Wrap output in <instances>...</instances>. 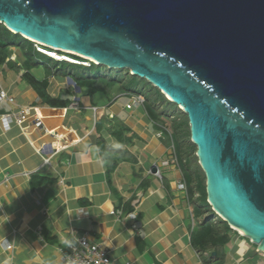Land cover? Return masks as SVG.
I'll list each match as a JSON object with an SVG mask.
<instances>
[{
    "label": "crops",
    "instance_id": "obj_1",
    "mask_svg": "<svg viewBox=\"0 0 264 264\" xmlns=\"http://www.w3.org/2000/svg\"><path fill=\"white\" fill-rule=\"evenodd\" d=\"M12 55L0 64V88L14 104L1 105L0 114L33 107L48 133L31 131V144L19 128L4 131L0 123V264H65L61 250L82 236L114 264H259L251 258L256 248L234 231L222 259L192 246L200 221L178 159L163 164L172 154L162 121L153 122L144 107L126 109L128 97L101 107L93 96L76 98L66 78L22 70ZM31 77L46 81L51 98L71 97L69 105L42 103ZM118 124L127 128L122 136L113 133ZM43 145L47 163L37 152Z\"/></svg>",
    "mask_w": 264,
    "mask_h": 264
},
{
    "label": "water",
    "instance_id": "obj_2",
    "mask_svg": "<svg viewBox=\"0 0 264 264\" xmlns=\"http://www.w3.org/2000/svg\"><path fill=\"white\" fill-rule=\"evenodd\" d=\"M0 24L181 107L207 204L264 252V0H0Z\"/></svg>",
    "mask_w": 264,
    "mask_h": 264
},
{
    "label": "trees",
    "instance_id": "obj_3",
    "mask_svg": "<svg viewBox=\"0 0 264 264\" xmlns=\"http://www.w3.org/2000/svg\"><path fill=\"white\" fill-rule=\"evenodd\" d=\"M11 49L16 50L17 60H20L23 63V66L26 67L28 70H30L32 66L36 68H38V66H42V69H44L45 73L48 76L57 75L62 78L69 76L75 86L79 88L81 93L90 96L97 92L106 93L114 90L116 84L120 83V85L116 89L117 93L132 92L139 94L137 90L131 88V84L126 85L121 83L123 77H128L130 80H134L135 78L134 76L130 75L127 70L124 71L107 69L104 66L94 64L93 62H90L88 60H84V62L89 63L87 66L71 64L65 61L53 60L52 58H49L35 51V49L33 48V42L21 37L18 34H13L9 30H7L2 24H0V64L4 63L7 58L10 57L12 53ZM73 57L79 59L80 61L83 60L76 56ZM25 75H27V78L29 77L28 71ZM29 82L30 84H32L41 102L51 108H65L71 102V97L51 98L46 93L47 83L45 80L37 81L31 77L29 78ZM144 86H147V88H149L150 90L156 89L148 82L144 83ZM156 104H160L161 108H156ZM143 107L147 116L153 122H165L164 120L166 119L170 127L171 125L177 127L173 132H171L168 129L169 125L166 126L165 123L162 124L164 128L169 131L172 137L175 155L178 159V164L182 170L186 183L189 182L187 186L189 194L193 193L195 187L201 189L202 194H204V204L208 208V211L211 215V218L209 217V215L203 222H199L197 229L192 233V246H194L195 249L199 252H210V250H213L216 253L215 257H217V248H223L229 242L228 234L232 230L224 221H222L219 217L214 214L210 206L207 204L204 175L201 174L203 176L202 181L199 177L193 174L195 172L199 173L201 169H199L200 167L195 157L196 148L190 142L187 117L180 109H178L175 104L168 101L165 96L160 93L157 89L155 90V93L151 98L144 97ZM96 123H98V121H96ZM126 131V127L121 124H118V126H116V130L113 133L114 135L122 136L123 133ZM174 135H178V137H183L184 145L186 143L187 146L184 147L183 145L182 147L181 143L179 144L177 140L178 137L173 138ZM190 159H194L195 166L197 167V169L190 170V167L187 165V162ZM182 162L183 164L181 166ZM185 169H187V171H185ZM198 209L200 210L201 207H198Z\"/></svg>",
    "mask_w": 264,
    "mask_h": 264
},
{
    "label": "built area",
    "instance_id": "obj_4",
    "mask_svg": "<svg viewBox=\"0 0 264 264\" xmlns=\"http://www.w3.org/2000/svg\"><path fill=\"white\" fill-rule=\"evenodd\" d=\"M34 49L37 52H41V49L36 44L34 45ZM53 56L56 57V55ZM10 58L13 59L14 55H11ZM13 104V97L10 96L5 90L0 88V106H10ZM142 104L143 98L141 96L131 94L129 95L128 102L125 104V108L130 109L133 106H142ZM93 111L95 112V109ZM5 122H7L9 125L7 128L4 127ZM0 123L2 124L4 131H8L12 126H16L17 128H19L22 134L26 137L27 141L31 144V131L39 130L44 134L48 133V130L45 128L41 117L35 115L33 107L30 106H20L14 110H10L8 113L0 114ZM161 129L164 130L166 134L171 138V135L167 129L163 127H161ZM47 151L48 145H43L37 150L44 163H47L49 160V157H45ZM170 151L172 154L170 162L174 165H177V157L175 155L172 139ZM167 163L168 161H165L163 164L167 165ZM154 175L159 176V172L156 170ZM179 188L184 191L186 190L184 181L179 184ZM4 249L10 251L12 249V245L5 242ZM256 253H258L260 255V258L264 260V252L256 251ZM61 261L65 264H114L105 249L101 248L97 244L89 243L87 238L84 236L78 239L75 243H69L66 247V250H61Z\"/></svg>",
    "mask_w": 264,
    "mask_h": 264
},
{
    "label": "rangeland",
    "instance_id": "obj_5",
    "mask_svg": "<svg viewBox=\"0 0 264 264\" xmlns=\"http://www.w3.org/2000/svg\"><path fill=\"white\" fill-rule=\"evenodd\" d=\"M15 50V49H14ZM16 51V50H15ZM16 53V55H17V52H15ZM14 52H12L11 54H15ZM63 53H64V51H63ZM83 58V57H82ZM89 60V59H88ZM34 68H36V67H31V69L33 70ZM36 69H38V71L40 72V73H44V71L42 70V66H38V68H36ZM22 70H23V63H22ZM124 71H126V70H124ZM135 78H134V80H130L128 77H123V79H122V81H121V83L122 84H131V88L132 89H134V90H137V92H139V94L143 97H146V98H151L153 95H154V93H155V90L156 89H149V88H147V86H144V83H146V81L144 80V79H141V78H138V77H136V76H134ZM66 79L67 78H70L69 76H67V77H65ZM71 79V78H70ZM120 85V83L119 84H116V87H114V90H112V91H109V92H106V93H104V92H97V93H95V94H93L92 96L95 98V102L97 103V105L99 106V107H101L102 105H104V106H106L107 104H106V102H108V100L111 102V103H115V104H120V105H123L125 102H126V99H127V96H124L123 94H116L117 93V91H116V89L118 88V86ZM70 87H69V90H72V92L74 93V96L77 98V97H80V95L81 94H84V93H79V92H75V87L72 85V84H70L69 85ZM154 92V93H153ZM87 95V94H86ZM87 96H90V95H87ZM143 97V98H144ZM67 98V97H66ZM165 98L168 100V98L165 96ZM160 103V102H159ZM136 107H139V106H133V108H136ZM142 107V106H141ZM178 107V109H182L181 107H179V106H177ZM156 108H161V105L160 104H156ZM101 112H99V114H100ZM165 122H161V123H165V125L167 126V125H169L168 123H167V121H166V119L164 120ZM170 127V125L168 126V129L171 131V132H173L177 127L176 126H174V125H171V127ZM176 133V132H175ZM176 137H178V135H174V137L173 138H176ZM171 139H172V137L170 138L168 135L166 136V139H165V141L166 142H169V146L171 145ZM177 140H178V142H179V144L181 143V145H182V147H183V145H184V141H183V137H178L177 138ZM174 141H175V139H174ZM173 142V141H172ZM187 146V144L185 143V145H184V147H186ZM182 159H183V157H182ZM170 164V161L168 160V163H167V165H169ZM182 164H183V162L181 163V166H182ZM187 165L190 167V170H193V169H197V167L195 166V162H194V159L192 160V159H190V160H188V162H187ZM200 169V168H199ZM185 171H187V169H185ZM198 171V170H197ZM199 172V171H198ZM200 172H201V170H200ZM197 173V172H195V173H193L195 176H197V177H199L202 181H203V176L201 175V174H203L202 172L201 173ZM184 181H185V179H184ZM185 183H186V181H185ZM189 183V182H188ZM204 184H205V181H204ZM203 187V186H202ZM206 194V193H205ZM203 197H204V194H202V190L201 189H198V188H194V190H193V193L192 194H190L189 195V198H190V200H191V203H192V207H193V213H194V215H195V221H200V222H203L209 215H210V213H209V211H208V208L205 206V204H204V201H203ZM198 207H201V209L199 210L198 209ZM215 214V213H214ZM217 216V215H216ZM199 217V218H198ZM210 218H211V215L209 216ZM218 217V216H217ZM231 229V228H230ZM232 230V229H231ZM235 232V231H234ZM236 234H237V236H238V233L237 232H235ZM240 241L242 242V241H248V239L247 238H245V237H242V236H240ZM248 243H250L249 241H248ZM240 244V243H239ZM250 246L251 247H255L256 248V246L254 245V244H252V243H250ZM225 248V246L223 247V248H220V247H218L217 248V253H218V256L217 257H215V255L213 256L212 254L213 253H215L213 250H210V252H209V255L212 257V258H216V259H222V255H223V249ZM216 254V253H215ZM250 254H252L253 255V252H250ZM252 259L253 258H255V259H259L260 261H259V264H264V260H262L261 258H260V255L257 253V254H255L254 253V256H252L251 257Z\"/></svg>",
    "mask_w": 264,
    "mask_h": 264
},
{
    "label": "clouds",
    "instance_id": "obj_6",
    "mask_svg": "<svg viewBox=\"0 0 264 264\" xmlns=\"http://www.w3.org/2000/svg\"><path fill=\"white\" fill-rule=\"evenodd\" d=\"M32 42V41H31ZM38 45V47L41 49V52H39V53H41V54H43V55H45V56H47V57H49V58H52L53 60H56V61H65V62H67V63H71V64H76V65H85V66H87L89 63L88 62H84V60H87V59H84V58H82V57H80V56H77V55H73V54H67V53H63L62 51H59V50H53V48H49V47H46V46H44V45H42V44H39V43H35V42H33V48H34V45ZM12 55V54H11ZM10 55V56H11ZM53 55H56V57H60V58H56V57H54ZM73 56H76V57H78V58H81V59H83L82 61H80L79 59H77V58H74ZM15 57H16V55H15ZM89 61V60H88ZM91 62V61H90ZM128 71V70H127ZM128 73H129V71H128ZM131 94H134V95H139V96H141L140 94H136V93H132V92H130V93H127V94H125L127 97H128V99H129V95H131ZM142 97V96H141ZM143 98V97H142ZM169 99V98H168ZM169 101V100H168ZM143 103H144V98H143ZM142 107H143V104H142ZM9 125H8V123L7 122H5L4 123V127L5 128H7ZM164 128V127H163ZM116 147H121V145H119V144H117L116 145ZM156 170V169H155ZM155 173V172H154ZM249 241V240H248Z\"/></svg>",
    "mask_w": 264,
    "mask_h": 264
},
{
    "label": "bare ground",
    "instance_id": "obj_7",
    "mask_svg": "<svg viewBox=\"0 0 264 264\" xmlns=\"http://www.w3.org/2000/svg\"><path fill=\"white\" fill-rule=\"evenodd\" d=\"M53 50H57V49H54V48H53ZM62 52H63V51H62ZM64 53H67V54H73V55H77V56H80V57H83V58H86V59H87V57H84V56L78 55V54H76V53H73V52L64 51ZM59 58H60V57H59ZM89 60L93 61L92 59H89ZM94 62H95V61H94Z\"/></svg>",
    "mask_w": 264,
    "mask_h": 264
}]
</instances>
